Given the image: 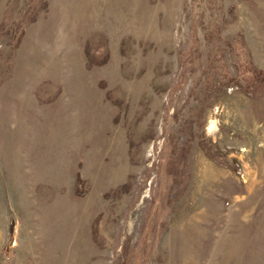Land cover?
<instances>
[{
    "label": "rangeland",
    "instance_id": "obj_1",
    "mask_svg": "<svg viewBox=\"0 0 264 264\" xmlns=\"http://www.w3.org/2000/svg\"><path fill=\"white\" fill-rule=\"evenodd\" d=\"M0 264H264V0H0Z\"/></svg>",
    "mask_w": 264,
    "mask_h": 264
}]
</instances>
